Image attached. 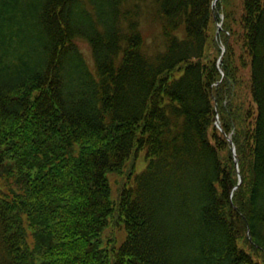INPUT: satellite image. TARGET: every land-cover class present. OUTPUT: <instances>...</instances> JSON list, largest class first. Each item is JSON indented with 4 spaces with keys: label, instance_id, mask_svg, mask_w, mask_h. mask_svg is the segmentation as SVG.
<instances>
[{
    "label": "trees",
    "instance_id": "obj_1",
    "mask_svg": "<svg viewBox=\"0 0 264 264\" xmlns=\"http://www.w3.org/2000/svg\"><path fill=\"white\" fill-rule=\"evenodd\" d=\"M234 6L222 53L213 0H0V264H264V0Z\"/></svg>",
    "mask_w": 264,
    "mask_h": 264
},
{
    "label": "rangeland",
    "instance_id": "obj_2",
    "mask_svg": "<svg viewBox=\"0 0 264 264\" xmlns=\"http://www.w3.org/2000/svg\"><path fill=\"white\" fill-rule=\"evenodd\" d=\"M214 1V0H213ZM221 3V7H222V12L220 13V15L216 14V10H215V5L217 3ZM242 2V0H216L215 4H213L214 6V20L211 22V37L209 39V50L211 52L212 47L211 45L213 44L212 40L213 38H218L219 39V44L222 48V53H224L225 51V45L223 43V41L220 38V30L221 28H223V23L225 20V10L227 9H231V7H235L234 5H239ZM143 21H144V25L146 27H148V29H154L153 31L155 32L158 29V22H150L147 18L143 17ZM152 38H150L149 40H151ZM77 43L79 44L81 50L83 51L84 55L86 56V58L88 60H90L91 62L93 61V54H92V47L90 45V43L84 39V38H79L77 39ZM220 58L222 59V55L220 56ZM219 58V59H220ZM246 77H248V73H249V68L247 67L244 72ZM246 91H244V95H245ZM217 118V116H216ZM220 122V121H219ZM215 124L217 125V119ZM221 124V123H220ZM221 128V126H218ZM231 143V142H230ZM231 148H232V144H231ZM236 148V146H235ZM236 152V156L237 155V149H235ZM232 154L234 156V160H235V155H234V151L232 148ZM147 156H146V151L142 150L137 158L136 161V166H135V171L133 172V174L131 175V178L128 176L129 174V170L131 169L130 166V162L127 163V165L123 168V170L121 172H117V171H109L107 173L108 179L111 183L112 186V199L116 201V203H118L119 199H120V191L123 188V185L126 183L131 184L133 183V179H134V174L136 173H140L141 171H143L147 165ZM237 166V171L241 170V164L239 162V158H238V163H236ZM247 172V170H246ZM240 175L239 174V183L242 182L243 180V176L241 175V181H240ZM103 237L104 240L108 239V238H114L113 239V244H117L120 245L125 237H126V230L123 227H120V223H114L113 220L111 221V223L107 226V228L105 229L104 233H103ZM116 239V240H115ZM104 244H106L104 242ZM250 246V245H249ZM249 250L253 251L254 253L256 252L251 246L249 247ZM256 254H260L259 252H256Z\"/></svg>",
    "mask_w": 264,
    "mask_h": 264
},
{
    "label": "water",
    "instance_id": "obj_3",
    "mask_svg": "<svg viewBox=\"0 0 264 264\" xmlns=\"http://www.w3.org/2000/svg\"><path fill=\"white\" fill-rule=\"evenodd\" d=\"M215 2H216V0L213 1V4H215ZM219 60L221 61V58H220ZM217 125H218V126H221V124H220V122H219V117H218V116H217ZM228 139H229V141H230L231 144H232V148H233L234 155H235V162L238 163V157L236 156V152H235V149H236V148H235V144H234V142H233V139H232L230 136L228 137ZM241 179H242V178H241V175H240V181H241Z\"/></svg>",
    "mask_w": 264,
    "mask_h": 264
}]
</instances>
